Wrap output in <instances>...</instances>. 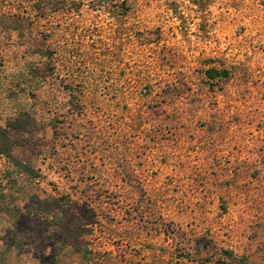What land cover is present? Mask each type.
Segmentation results:
<instances>
[{
	"label": "rangeland",
	"instance_id": "obj_1",
	"mask_svg": "<svg viewBox=\"0 0 264 264\" xmlns=\"http://www.w3.org/2000/svg\"><path fill=\"white\" fill-rule=\"evenodd\" d=\"M33 2L0 0V264L55 241L62 264H264V0H130L121 21ZM150 68L186 79L164 147L122 125Z\"/></svg>",
	"mask_w": 264,
	"mask_h": 264
},
{
	"label": "trees",
	"instance_id": "obj_2",
	"mask_svg": "<svg viewBox=\"0 0 264 264\" xmlns=\"http://www.w3.org/2000/svg\"><path fill=\"white\" fill-rule=\"evenodd\" d=\"M37 3L35 6L30 5L31 9L37 13L34 21L38 20L41 16L46 15V12L56 13L64 12V14H72L78 12L80 6L85 0H34ZM93 10H102L111 18L125 20L129 17L133 10V4L130 0H88ZM74 7V9L72 8ZM34 24V22H33ZM124 34H160L155 30H145L134 32L130 28L124 27ZM141 41L146 44L153 43V40L145 35H141ZM157 69H149L147 72L141 75L139 80L134 84L130 90V95H133V99H138L140 105L132 112H128L123 116L124 121L122 125L129 128H144L151 126L156 128L158 138L156 143L158 146L164 147L166 145L167 138H164L162 134L182 130L185 124L184 112H185V97L184 90L186 85L185 76L180 73V76L175 77L171 74L167 79H161ZM207 78L216 80L219 83L227 82L230 80V74L227 70L210 68L206 70ZM133 108V107H132ZM131 109L129 108V111ZM171 116V117H170ZM170 117V119H169ZM169 119V120H168ZM120 124L112 122L108 124L111 131H117L120 129ZM94 127H99V123H95ZM62 128V126H52L53 132L56 135V131ZM9 140V134L5 129L0 127V142L5 144L6 148L0 146V152L5 155H9L7 144ZM69 195V194H68ZM94 200L89 201V205H92ZM64 242H53V256L45 264H62L64 261V254L62 250L65 249ZM90 253V252H88ZM229 256H232V252H227ZM93 264H105L103 259L92 258L89 259Z\"/></svg>",
	"mask_w": 264,
	"mask_h": 264
}]
</instances>
